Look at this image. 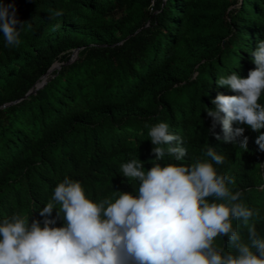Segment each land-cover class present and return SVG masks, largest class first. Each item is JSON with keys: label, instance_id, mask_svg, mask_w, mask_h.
<instances>
[{"label": "trees", "instance_id": "1", "mask_svg": "<svg viewBox=\"0 0 264 264\" xmlns=\"http://www.w3.org/2000/svg\"><path fill=\"white\" fill-rule=\"evenodd\" d=\"M0 3L13 4L17 18L31 24L18 47H6L0 33V219L19 213L42 221L39 210L65 176L97 202L113 191L135 194L138 184L121 175L120 164L138 158L147 171L157 162L190 163L209 159L203 151L211 146L225 156V164H214L218 173L235 178L230 189L260 210L256 226L264 236V152L255 143L264 129L234 123L248 137L241 149L223 141L219 124L215 139L205 112L217 94H236L217 78L232 71L246 78L254 69L264 0ZM57 10L63 15L53 16ZM160 122L184 140L191 159L155 160L147 133Z\"/></svg>", "mask_w": 264, "mask_h": 264}, {"label": "clouds", "instance_id": "2", "mask_svg": "<svg viewBox=\"0 0 264 264\" xmlns=\"http://www.w3.org/2000/svg\"><path fill=\"white\" fill-rule=\"evenodd\" d=\"M26 25L31 28L29 21L17 18L13 4L0 3L6 47L20 45ZM76 52L72 50L69 61ZM251 62L255 67L246 78L232 71L216 79L218 87L236 94H217L211 100L215 107L205 111L216 140H221L214 132L219 124L223 141L245 150V128L233 124L255 132L264 129V40L251 52ZM58 67L53 63L29 91L41 87L45 75ZM147 135L156 161L166 155L175 162L191 159L184 140L167 123L152 125ZM255 143L264 152V133ZM203 156L209 159L157 162L147 171L142 161L132 158L120 164V173L137 182L135 194L113 191L98 202L79 181L65 176L39 210L42 221L29 223L30 215L19 213L0 219V264H264V236L256 226L260 210L242 203L243 192L229 187L235 178L214 167L225 164L224 155L208 146ZM58 220L63 222L60 227L55 226Z\"/></svg>", "mask_w": 264, "mask_h": 264}, {"label": "water", "instance_id": "3", "mask_svg": "<svg viewBox=\"0 0 264 264\" xmlns=\"http://www.w3.org/2000/svg\"><path fill=\"white\" fill-rule=\"evenodd\" d=\"M34 92V90H31V91H29L28 93H33Z\"/></svg>", "mask_w": 264, "mask_h": 264}]
</instances>
